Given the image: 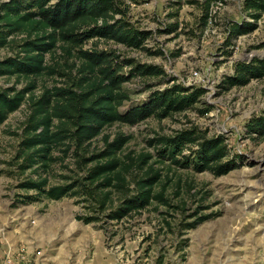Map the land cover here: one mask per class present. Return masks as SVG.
Here are the masks:
<instances>
[{
	"label": "rangeland",
	"instance_id": "1",
	"mask_svg": "<svg viewBox=\"0 0 264 264\" xmlns=\"http://www.w3.org/2000/svg\"><path fill=\"white\" fill-rule=\"evenodd\" d=\"M4 1L7 0H0V4ZM123 1L126 21L140 29L149 30L151 36L145 45L151 51L161 49L163 53L150 55L143 50L95 39L84 43L83 47L109 50L119 60L133 59L135 63L158 65L166 75L134 76L124 82L122 86L129 99L123 102L119 111H127L145 102L153 91L166 87L165 82L169 78H175L176 82L184 85L202 86L206 91L194 108L164 118L151 115L134 124L114 122L105 126L90 141L89 151H83V156L103 149L105 136L111 141L123 135L127 141L116 153L121 163L117 170H127L124 174L130 187H133L136 177L149 170H157L162 182L169 179L165 195L178 208H168L153 202L129 212L120 218L121 222L116 223L119 225L114 228L111 220L106 218L109 210L120 203V192L114 189L108 208L103 211L96 210L98 208L90 198L85 202H78L77 197L59 200L40 198L28 204L18 202L20 196L25 194L17 187L18 183L36 177L31 168L20 171L23 170V161L22 158H16L22 124L29 113L28 104L24 102L0 124V171L3 170L0 173V238L7 225L2 221L3 217L16 219L15 223L25 218L27 229L34 225L31 222L33 219L40 218L44 226L43 241L49 239L52 233L59 237L54 245L58 246L59 253L56 252L59 256L56 255L60 263L67 259L63 254L81 256L86 245L94 247L95 260L102 261L109 240L118 241L124 235L133 238L141 230L149 232L148 235L151 231L154 233L151 243L154 247L164 241L174 246L175 251L185 247L186 251L182 254L176 257L172 255L180 258L183 264H264V138L253 139L245 132L247 121L264 109V76L226 91L218 87L222 76L233 72L235 61L264 55V13L254 31L225 45L226 22L241 21L245 17L243 0H222L213 4L212 16L202 32L199 20L201 13L197 4L180 0L178 16L175 18L179 22V34L175 37L159 32L165 24L175 20L169 17L176 10L177 5L173 4L175 0ZM14 52V47L13 50L11 47L0 48V60ZM46 60L64 64L67 59L57 50L55 55L47 54ZM127 70V67H123L120 72L125 73ZM195 71L196 76L193 75ZM65 79L58 76L38 77L33 93L40 94L45 86L50 87L55 80L60 86ZM26 81L24 77L1 76L0 89L8 86L19 89L26 85ZM193 128L207 138L220 135L224 139L228 157L236 159L238 167L220 176H215L208 169L196 171L191 155V150L197 148L195 145L192 149L184 147L177 154H172L168 149V157H163L164 151L160 150V143L156 140ZM72 150L73 147L62 163L57 161L46 168L49 170L50 183L61 181L60 175L73 173L68 170H79ZM58 154L55 149L54 155ZM80 172L84 173L82 170ZM158 186H155L156 190ZM188 214L195 215L186 217ZM88 215L96 216V219L89 223L78 219L79 216ZM198 216L207 217L193 227L185 226ZM45 229L49 238V235H44ZM50 248L44 247L48 249L46 251L53 252ZM109 259L113 260V255ZM103 261L106 263L108 260Z\"/></svg>",
	"mask_w": 264,
	"mask_h": 264
},
{
	"label": "trees",
	"instance_id": "2",
	"mask_svg": "<svg viewBox=\"0 0 264 264\" xmlns=\"http://www.w3.org/2000/svg\"><path fill=\"white\" fill-rule=\"evenodd\" d=\"M180 2L174 1L177 7L169 14L170 18H177ZM217 2L222 0L187 2L197 4L200 9L201 32L212 16L211 6ZM124 4L123 0H7L0 4V48L11 47L13 50L14 47L15 51L0 60V77L27 79L22 88L8 86L0 89V124L27 102L29 113L22 124L16 158L23 161V170L20 171L31 168L36 175L18 183L17 187L25 192L18 202L28 204L40 198L59 200L64 197H77L78 202H85L90 198L98 208L96 210L103 211L108 208L114 189L120 192L121 198L119 205L106 214L110 220H118L153 202L178 208L165 195L169 179L162 182L157 170H149L136 177L133 187L124 174L127 170H117L121 163L116 153L127 141L123 135L111 141L105 136L103 149L83 156V151H89L90 141L105 126L114 122L134 124L151 115L164 118L194 108L206 91L202 86L184 85L176 82L175 78H169L165 82L166 87L153 91L145 102L127 111H119L123 102L129 99L122 86L124 82L134 76L166 75L158 65L135 63L133 59L119 60L109 50L83 47L84 43L95 39L143 50L150 55L163 53L161 49L151 51L145 45L151 32L126 21ZM242 11L245 17L241 21L226 22L225 45L258 27L257 22L264 13V0H243ZM178 25L175 19L159 32L175 37L179 34ZM57 50L67 59L64 64L47 62L46 55H55ZM123 67L128 68L127 72H120ZM41 76L66 79L60 86L55 80L54 84L45 86L36 95L33 93L37 87L36 79ZM263 76L264 55L237 60L233 64V72L224 74L218 87L226 91ZM245 132L253 139L264 138V109L247 121ZM156 141L160 143L165 158L168 157V149L177 154L184 147L192 149L193 145L197 146L191 150L196 171L208 169L215 176H220L238 167L236 159L228 157L220 135L207 138L193 128L181 130L171 137L162 136ZM71 147L79 170H68L73 173L60 175L61 181L50 183L46 168L57 161L62 163ZM55 149L58 155H54ZM156 185H159L157 190ZM30 191L33 194H28ZM206 217H195L185 226L193 227ZM78 219L89 223L96 216H79Z\"/></svg>",
	"mask_w": 264,
	"mask_h": 264
},
{
	"label": "built area",
	"instance_id": "3",
	"mask_svg": "<svg viewBox=\"0 0 264 264\" xmlns=\"http://www.w3.org/2000/svg\"><path fill=\"white\" fill-rule=\"evenodd\" d=\"M193 75L196 76L197 72L195 71ZM118 222H121V219L111 220L114 228L118 227L119 224H116ZM148 233L140 230L133 238L124 235L121 240H109L106 247L113 255V264H183L180 258H174L172 255L176 257L182 254L186 251L185 247L175 251L174 246L166 241L154 247L151 244L154 233L152 231L149 235ZM12 259L19 264H53L48 260L42 248H32L28 245H20L12 258L8 255L4 258L7 264Z\"/></svg>",
	"mask_w": 264,
	"mask_h": 264
},
{
	"label": "crops",
	"instance_id": "4",
	"mask_svg": "<svg viewBox=\"0 0 264 264\" xmlns=\"http://www.w3.org/2000/svg\"><path fill=\"white\" fill-rule=\"evenodd\" d=\"M2 221L4 223H7V225H5V229L3 230L4 234L0 238V264H7L5 263V260H3V258L6 255L12 258L18 251V247L20 245H28L32 248H42L45 251V254L48 260L53 264H113V260L109 259L112 253L108 250L107 247H105L106 251H105V254L102 256L103 260H108L105 263L103 260L102 261L95 260L94 256L96 253H95L94 247H90L88 245H86L87 251H85L86 249H83L81 256L80 255L77 257L74 255L72 256V254L70 253L63 254L64 257H66L67 259H65L64 262L61 261L62 263H60L57 260V255L59 256L58 254L59 251L57 250L58 246L56 247L54 245V243L59 237L54 236L52 232H51L52 235L50 237L47 229H45L44 235H47V236L49 235L48 238L49 237L50 238L43 241L42 235H43L44 226L41 225L42 221L40 218H36V220L33 219V221L31 222L34 225L29 227V229H27V227L25 226L27 222L25 218H23V220H21L20 222L17 221L15 223L16 219L12 218L10 220L9 216H7V217H3ZM14 223L15 225L16 224L18 225L15 226ZM102 241H103V238H102ZM44 247L46 248L51 247L50 251H53V252L46 251L48 249H44ZM56 250L58 251V253L56 252ZM9 264H19V263L12 259Z\"/></svg>",
	"mask_w": 264,
	"mask_h": 264
}]
</instances>
